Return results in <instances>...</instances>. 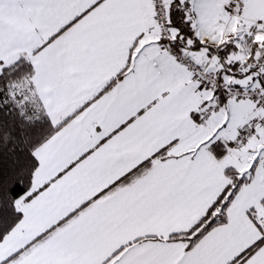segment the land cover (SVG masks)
<instances>
[{
  "label": "snow or ice",
  "instance_id": "obj_1",
  "mask_svg": "<svg viewBox=\"0 0 264 264\" xmlns=\"http://www.w3.org/2000/svg\"><path fill=\"white\" fill-rule=\"evenodd\" d=\"M0 264H264V0H0Z\"/></svg>",
  "mask_w": 264,
  "mask_h": 264
}]
</instances>
